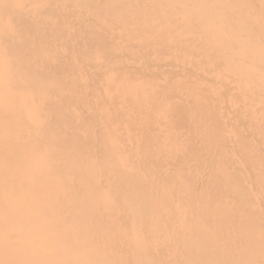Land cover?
Wrapping results in <instances>:
<instances>
[{
  "label": "bare ground",
  "instance_id": "1",
  "mask_svg": "<svg viewBox=\"0 0 264 264\" xmlns=\"http://www.w3.org/2000/svg\"><path fill=\"white\" fill-rule=\"evenodd\" d=\"M0 264H264V0H0Z\"/></svg>",
  "mask_w": 264,
  "mask_h": 264
}]
</instances>
